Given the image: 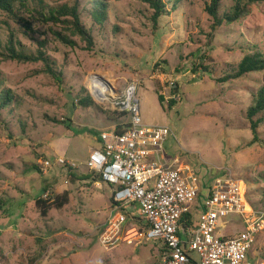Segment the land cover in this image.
Wrapping results in <instances>:
<instances>
[{
	"label": "rangeland",
	"instance_id": "1",
	"mask_svg": "<svg viewBox=\"0 0 264 264\" xmlns=\"http://www.w3.org/2000/svg\"><path fill=\"white\" fill-rule=\"evenodd\" d=\"M44 1L53 7L75 3ZM99 1L105 5L101 26L90 14L93 0L81 1L82 21L95 40L90 51L79 37L71 36L76 47L56 39L51 24L33 22L32 32L0 11L3 44L11 30L28 53L36 54L40 42H45L43 50L63 76L58 86L43 72V62L21 63L0 56L1 89H11L14 98L10 108L1 110L0 264H33L39 258L40 264L160 263L164 249L157 241L110 249L99 241L112 193L86 163L101 131L122 128L129 119L103 97L94 96L93 83L113 95L137 82L144 124L168 126L175 132L177 139L170 137L165 143L166 157L179 158L195 170L201 196L230 170L246 182L253 206L264 210V122L258 128L259 141L253 143L248 118V108L264 87V71L222 81L236 73L246 54L264 55V2L251 5L247 17L212 30L213 19L206 11L211 0H164L169 12L157 24L145 0ZM233 5L234 0H222L219 13L229 12ZM60 27L64 26L53 28L70 34ZM171 83L178 87L170 89ZM88 94L96 104L81 107L80 100ZM168 101H174V107ZM58 156L79 163L80 168L73 170L79 179H69L60 166L47 175L39 172V160ZM51 187L57 195L68 192L70 201L43 216L36 200ZM242 229L235 222L219 232ZM252 258L264 264V230L257 235Z\"/></svg>",
	"mask_w": 264,
	"mask_h": 264
},
{
	"label": "built area",
	"instance_id": "2",
	"mask_svg": "<svg viewBox=\"0 0 264 264\" xmlns=\"http://www.w3.org/2000/svg\"><path fill=\"white\" fill-rule=\"evenodd\" d=\"M173 87L177 84L171 83ZM138 88L133 81L123 92L103 97L114 110L126 112L129 121L120 133L117 127L101 131L100 146L92 149L86 163L112 191L99 234L101 245L110 249L157 241L164 249L159 264H257L252 255L257 235L264 230V210L250 202L246 182L228 170L202 197L195 170L179 158L166 157L165 143L170 137L177 139L175 132L168 126L144 124ZM174 98L181 100L179 95ZM55 166L67 171L80 168L65 156L39 160L43 175ZM56 195L51 187L42 197L53 201ZM188 214H195L196 221L183 228L181 221ZM235 222L243 229L219 232Z\"/></svg>",
	"mask_w": 264,
	"mask_h": 264
},
{
	"label": "trees",
	"instance_id": "3",
	"mask_svg": "<svg viewBox=\"0 0 264 264\" xmlns=\"http://www.w3.org/2000/svg\"><path fill=\"white\" fill-rule=\"evenodd\" d=\"M81 1L82 0H75L73 5L64 4L58 7H53L46 4L44 0H0V11L3 12L9 20L23 24L32 32L35 31L33 22L51 24L49 26V30L56 39L70 47H76L78 44L72 37H79L86 43V49L90 51L94 48L95 40L91 29L88 28L82 21L80 13ZM145 2H147L154 11L152 19L156 24L162 15L169 12L164 0H145ZM261 2H264V0H234V5L229 12L220 14L219 7L221 6L222 0H211L210 3H207L206 5V11L213 19L211 29L216 30L225 23L232 24L247 17L251 12V5ZM93 5V8L90 9L92 20L94 23L101 26L105 21V12L103 10L105 5L99 0H93ZM174 6L176 5L174 4ZM6 24L9 26L8 22H6ZM59 25L64 26L60 28L68 30L70 34L56 31L53 28ZM14 36V32L11 30L9 33L10 39H8L6 44H3L0 38V56H3L5 59L17 60L21 63L41 61L44 64L43 72L50 74L55 79L58 86H61L63 83L62 73L55 69L54 61L46 54L45 50H43L46 46L45 42H40L36 54L28 53L23 49L24 46L19 41H16ZM262 71H264V55L261 52L248 53L237 65L236 73L223 78L222 81H227L228 78H239L245 74ZM1 85L2 80L0 75V89ZM158 94L159 102L163 105L165 101L164 97L160 94V92H158ZM13 103L14 98L11 89H1L0 123L2 122L1 110L10 108ZM95 104L96 103L93 98L88 94L80 100L79 105L84 108H90ZM173 104L174 101H170L168 105L169 107H174ZM120 113L127 117L126 112ZM260 113H263V116L259 119H255V117ZM248 118L251 122V129L254 134L252 142H258V128L259 125L264 122V87L256 93L253 105L248 108ZM117 130H119L118 132L120 133L123 131V127L121 128L117 126ZM98 141V143L101 142L99 138ZM37 169L39 170V168ZM89 175L90 174L86 175L87 178ZM68 176L72 181L79 179V175L76 174V172L73 173V170H68ZM97 176L103 182L101 176ZM69 201L70 195L68 192H65L63 195H56V198L53 201H51V199H44L43 197H40L36 200V206L40 210L41 214L46 216L52 208L62 209L69 203ZM195 219V214H188L182 219L181 226L186 228L195 222Z\"/></svg>",
	"mask_w": 264,
	"mask_h": 264
},
{
	"label": "bare ground",
	"instance_id": "4",
	"mask_svg": "<svg viewBox=\"0 0 264 264\" xmlns=\"http://www.w3.org/2000/svg\"><path fill=\"white\" fill-rule=\"evenodd\" d=\"M91 89H92V92L99 98H102L109 94L108 91L105 89V87H102L98 83H93L91 85Z\"/></svg>",
	"mask_w": 264,
	"mask_h": 264
},
{
	"label": "crops",
	"instance_id": "5",
	"mask_svg": "<svg viewBox=\"0 0 264 264\" xmlns=\"http://www.w3.org/2000/svg\"><path fill=\"white\" fill-rule=\"evenodd\" d=\"M111 128H113V126H111ZM97 141H98V139H97ZM99 142V141H98ZM96 145H97V147L96 148H98L99 146H100V143H96ZM94 149V148H93ZM92 151V150H91ZM90 151V152H91ZM90 154V153H89ZM102 186V185H101ZM111 193H112V191H111ZM111 196H112V194H111ZM201 199H202V197L200 198V200H199V202H201ZM110 204H111V197H110ZM110 204H109V206H110ZM40 262H41V258H39V259H37L33 264H40Z\"/></svg>",
	"mask_w": 264,
	"mask_h": 264
}]
</instances>
